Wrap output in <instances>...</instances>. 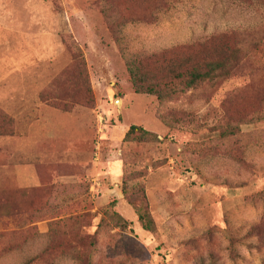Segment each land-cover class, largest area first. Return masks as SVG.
<instances>
[{"label":"rangeland","instance_id":"1","mask_svg":"<svg viewBox=\"0 0 264 264\" xmlns=\"http://www.w3.org/2000/svg\"><path fill=\"white\" fill-rule=\"evenodd\" d=\"M97 1L44 0L62 53L41 103L82 121L42 142L38 94L6 112L0 264H264V0H147L169 8L144 23L125 22L129 0H109L107 17ZM163 47L210 75L186 88L146 61ZM124 57L163 100L135 93ZM228 125L238 133L223 137ZM131 126L152 136L126 138Z\"/></svg>","mask_w":264,"mask_h":264},{"label":"crops","instance_id":"2","mask_svg":"<svg viewBox=\"0 0 264 264\" xmlns=\"http://www.w3.org/2000/svg\"><path fill=\"white\" fill-rule=\"evenodd\" d=\"M51 14L50 6L44 0H0V96H6L3 92L6 87L14 88L7 95L11 99L8 98L4 103L5 112L30 111L26 99L37 94L39 97L42 75H45V80H51L52 73L54 78L57 77V60L62 53L57 42V25L52 29L42 20L43 16ZM39 102V108L36 109L39 116L29 125V129L36 130V136L42 142L59 138L62 120L69 124L82 121L71 113L61 112L65 115L61 116L58 114L60 111Z\"/></svg>","mask_w":264,"mask_h":264},{"label":"trees","instance_id":"3","mask_svg":"<svg viewBox=\"0 0 264 264\" xmlns=\"http://www.w3.org/2000/svg\"><path fill=\"white\" fill-rule=\"evenodd\" d=\"M122 1L123 0H119ZM131 1V11L129 10V18L125 20L127 22L128 20L131 21V23H136V22H147L144 19V16L152 18V20H155V17L157 19L160 16V13H156L157 10L159 9H168L169 4L162 3L160 4V7H155L151 6L149 4H146L147 0H129ZM109 3V0H99L95 4H98L101 9L103 10V14L106 16L108 13V9L106 7L107 4ZM109 20V18H107ZM214 37V36H213ZM198 42V41H196ZM198 46V45H196ZM203 47V46H202ZM171 47H163L158 50L154 51H146L148 56L146 57V61H151V62H157L158 58L161 60L160 67L162 68L163 71L166 70V72L172 76H174V79L181 80L183 77L185 78V87L186 88H191L195 85L196 82L202 80L203 78H207L210 75V72L203 73L202 70L198 71L195 69L194 64H189V57L188 58H182L179 60L178 56L172 54L169 55ZM173 48V47H172ZM214 52V50H212ZM218 55L217 51L213 53V56ZM158 57V58H157ZM124 63L130 78V82L133 86V89L135 93L137 94H146V95H153L156 96L159 100H163V96L157 92H155L154 89L149 88L148 86H145V82L147 80L146 75L143 73L142 66L139 64V62H136L135 58L133 57H124ZM209 64V62H207ZM203 64L206 66V62H203ZM209 66H212L210 63ZM217 66H213V69H215ZM186 71V74L180 75L179 71ZM48 87V86H47ZM49 90H51V85H49ZM48 93V90L41 91L39 95V99L41 102H43V97L46 96ZM45 104L53 109L58 110V107L56 105L51 104L48 101L45 102ZM58 111H61L63 113H70V110L67 109H59ZM159 119L161 120L162 123L167 125V120L166 118L162 117L160 114H158ZM14 129H15V124H14V119L8 115L6 112L0 109V137H11L14 135ZM238 133V128L236 126L228 125L225 130L222 132V136H234ZM133 134H139L140 137L144 140L147 137L152 136L149 132L145 131L141 127H136V126H131L126 133V138H129L130 135ZM36 189V188H35ZM7 202H2L0 203V208L4 209H11L13 208V205L11 204H6ZM139 220L143 223V227L145 230L148 231H153V222L151 218L149 217V214L146 212H139Z\"/></svg>","mask_w":264,"mask_h":264}]
</instances>
